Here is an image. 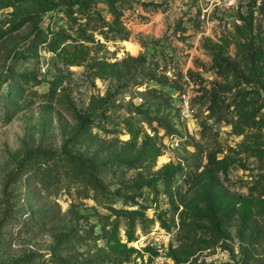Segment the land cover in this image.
Returning <instances> with one entry per match:
<instances>
[{"label":"rangeland","instance_id":"1","mask_svg":"<svg viewBox=\"0 0 264 264\" xmlns=\"http://www.w3.org/2000/svg\"><path fill=\"white\" fill-rule=\"evenodd\" d=\"M43 1L0 2V264L65 259L71 233L107 264H264V0ZM147 98L178 134L131 106ZM82 159L125 193L98 199Z\"/></svg>","mask_w":264,"mask_h":264},{"label":"trees","instance_id":"2","mask_svg":"<svg viewBox=\"0 0 264 264\" xmlns=\"http://www.w3.org/2000/svg\"><path fill=\"white\" fill-rule=\"evenodd\" d=\"M0 2H3V5L14 6V10L19 9V12L21 11L25 13H37L39 11L49 8L47 5H45L47 3L43 0H0ZM92 3L93 2L89 0L81 2L84 8L88 7L90 9L93 8ZM90 12V16L94 15L97 18L104 20L103 25L109 24V28H113L112 22L114 21V19L109 21L108 19H106V17L102 16V13L97 8ZM120 37L127 38L128 34L124 32L120 33ZM256 48L257 47L254 46V49H252V51L255 52ZM214 54L221 65L225 64L223 68H229L231 66L228 61L224 59L225 57L222 56L221 50H216ZM251 56L255 57V54L252 53ZM140 59L141 63L146 62V56H140ZM183 90H181V92ZM155 100L156 101H151L147 98L145 101H139L138 104H132L131 106L138 109V111L142 113L143 117L148 120L151 125L153 124V121H156L157 125L161 126L168 135L178 134L179 129L176 124L172 121L170 113L162 111L165 99ZM155 103H157V106L155 105ZM153 105H155V108L153 110L156 112L154 115L151 114V108ZM180 108L181 105H176V109L179 115ZM222 117L223 115L219 113L218 119H221ZM65 154L72 155L69 151H66ZM49 155L52 156L53 153H48V156ZM193 155H196V153H193ZM50 156L49 160H57L55 159L56 156ZM79 162L84 166L85 173L88 176L89 184L93 187L96 197L98 199L110 200L114 196L125 193V190L121 187L112 188L110 186L109 181L105 177V175L110 171L109 165H104L103 163L89 162L87 159H82ZM60 182L61 177H57V175L53 176L51 174H48L46 180L42 179L41 188L47 191L49 194H57L58 190L61 187ZM45 217L46 215H44L43 213L39 215V219L44 220ZM51 218L52 216L48 217L49 220H51ZM77 234L78 233L66 234L61 237L59 241V244H61V249L59 252L66 256L65 259L61 258L58 254L46 255V253H37L36 255H31L27 258H24L21 264H107V262H115V258L112 257L111 253L106 249V247L103 245H98L97 241H95V244H92L89 247L90 250L95 248L92 253H89L90 259H81L80 256L82 255V253H76L75 250L79 249V244L85 242V239L83 237V234ZM35 257H37V259L34 260Z\"/></svg>","mask_w":264,"mask_h":264},{"label":"built area","instance_id":"3","mask_svg":"<svg viewBox=\"0 0 264 264\" xmlns=\"http://www.w3.org/2000/svg\"><path fill=\"white\" fill-rule=\"evenodd\" d=\"M140 100H142V97H140ZM195 108L193 107L188 95L184 92L182 94V102H181V108H180V115L184 118H191L194 117ZM159 258L162 259V255H159ZM159 263V261H157Z\"/></svg>","mask_w":264,"mask_h":264}]
</instances>
